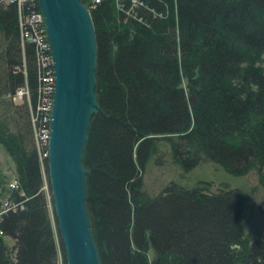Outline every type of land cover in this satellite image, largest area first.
<instances>
[{"label":"trees","instance_id":"1","mask_svg":"<svg viewBox=\"0 0 264 264\" xmlns=\"http://www.w3.org/2000/svg\"><path fill=\"white\" fill-rule=\"evenodd\" d=\"M82 1L105 115L93 117L83 155L101 264H264V240L245 235L239 189L170 182L153 197L142 190L162 136L173 139L171 160L183 171L202 158L235 176L254 165L264 187V73L252 61L264 52V0H138L132 10L130 0L122 9L116 0ZM0 34V94L9 98L0 145L19 182L10 196L23 202L0 217V264H65L47 159L41 164L35 149L26 101L12 102L27 84L35 105L38 87L34 47L21 44L13 5L0 9Z\"/></svg>","mask_w":264,"mask_h":264},{"label":"water","instance_id":"2","mask_svg":"<svg viewBox=\"0 0 264 264\" xmlns=\"http://www.w3.org/2000/svg\"><path fill=\"white\" fill-rule=\"evenodd\" d=\"M54 76L47 155L56 227L66 264H101L86 208L83 155L94 116L97 43L82 0H36Z\"/></svg>","mask_w":264,"mask_h":264},{"label":"rangeland","instance_id":"3","mask_svg":"<svg viewBox=\"0 0 264 264\" xmlns=\"http://www.w3.org/2000/svg\"><path fill=\"white\" fill-rule=\"evenodd\" d=\"M259 14H253L255 22ZM3 46L2 35L0 34V50ZM252 57V56H251ZM246 58V57H245ZM254 65L264 73V52H259L252 57ZM8 95L0 94V108L2 100H8ZM13 104H20L19 99L12 100ZM158 153L153 156L145 167L142 174V190L149 197L160 193L170 182L184 188H192L199 182L207 183L211 191L221 189H239L244 197L243 222L244 231L248 240H264V187L259 181L258 172L253 165L243 175L235 176L227 173L217 164L202 158L195 167L189 171H183L174 164L170 155L171 137H159ZM158 160L159 162H156ZM0 199L7 195L6 187L8 182L16 177L14 163L4 148L0 145ZM9 245L12 240L7 239ZM149 259L152 258V250L147 251Z\"/></svg>","mask_w":264,"mask_h":264},{"label":"built area","instance_id":"4","mask_svg":"<svg viewBox=\"0 0 264 264\" xmlns=\"http://www.w3.org/2000/svg\"><path fill=\"white\" fill-rule=\"evenodd\" d=\"M88 1L90 2V7L100 2V0ZM116 1L117 8L122 9L123 4L121 0ZM12 5L16 7L17 11L21 44L23 45L25 42H28L33 45L38 66L37 108L33 122L39 125L38 128L34 130V137L40 144L38 157L42 164V160L48 155L49 123L51 120L52 95L54 88L51 55L36 0H0V9ZM137 5H140L138 0H130L129 10H132V8ZM33 6H36L35 9ZM127 13L129 14L128 11ZM16 99H19L20 101L30 99V92L27 85L15 91L12 95V100ZM18 188V179L17 177H14L7 184V195L3 197V199H0V217L9 211L16 210L20 206V203L10 196V192L18 190ZM44 189H46V186H44ZM9 198H11V200ZM0 234L2 233L0 232Z\"/></svg>","mask_w":264,"mask_h":264},{"label":"bare ground","instance_id":"5","mask_svg":"<svg viewBox=\"0 0 264 264\" xmlns=\"http://www.w3.org/2000/svg\"><path fill=\"white\" fill-rule=\"evenodd\" d=\"M37 63V62H36ZM37 68H38V66H37ZM23 73L25 74V68H23ZM37 75L39 76V73L37 72ZM25 85H27V84H24L23 86H21V87H19V88H22V87H24ZM28 87V86H27ZM19 88H17V89H19ZM16 89V90H17ZM15 90V91H16ZM15 91H14V93H15ZM13 93V94H14ZM25 101H26V103H27V105H28V108H29V120H30V124H31V128H32V136H33V143H34V146H35V149H36V151H37V153L39 152V149H40V144L38 143V141H36V139H35V137H34V130L36 129V128H38V126L39 125H37L35 122H33V118H34V115H35V112H36V108H37V102H36V104L35 105H32L31 104V102H30V99L29 100H26V99H24ZM52 107V106H51ZM46 159H47V157H46ZM45 192L47 193V189H45ZM49 196V195H48ZM48 196H46V197H48ZM50 198H51V202H52V206H53V200H52V197H48L47 199H48V201L50 202ZM10 200H11V198H9ZM15 201H17V202H19L20 203V206L16 209V210H14V211H9V212H16V211H18V210H21L22 208H23V202H22V200H19V199H16ZM2 234H3V232L2 231H0ZM2 234H0V235H2ZM65 256V255H64ZM66 264V263H65Z\"/></svg>","mask_w":264,"mask_h":264}]
</instances>
